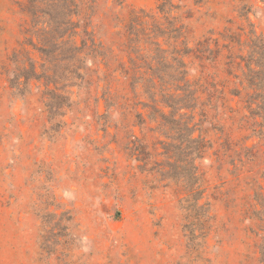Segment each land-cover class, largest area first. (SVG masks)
I'll return each mask as SVG.
<instances>
[{
  "label": "rangeland",
  "instance_id": "1",
  "mask_svg": "<svg viewBox=\"0 0 264 264\" xmlns=\"http://www.w3.org/2000/svg\"><path fill=\"white\" fill-rule=\"evenodd\" d=\"M160 1H80L75 19L107 57L89 62L86 83L66 89L72 106L53 126L42 104L46 87L10 82L17 50L42 63L24 45L27 0H0V264H261L264 138L245 101L244 71L254 53L264 65V0H171L189 47L199 46L185 61L206 112L203 121L196 115L193 138L202 136L206 148L190 164L123 74L132 15L164 23ZM191 170L211 204L205 242L200 232L190 241L184 229L188 194L174 178ZM55 212L56 236L42 232V218Z\"/></svg>",
  "mask_w": 264,
  "mask_h": 264
},
{
  "label": "trees",
  "instance_id": "2",
  "mask_svg": "<svg viewBox=\"0 0 264 264\" xmlns=\"http://www.w3.org/2000/svg\"><path fill=\"white\" fill-rule=\"evenodd\" d=\"M80 1L27 0L24 13L29 22L24 32V45L37 51L42 63L37 64L30 58L25 48L17 50L12 56L10 82L18 89L21 86L29 87L32 81L46 87L42 104L53 126L72 106V93L66 89L86 83L90 72L89 62H105L107 57L104 47L97 42L88 26L75 19L81 14ZM157 10L163 14L164 23L146 14L132 15L127 43L129 65H122L123 74L133 92L138 88L143 90L148 99L142 104L148 112L147 116L154 122L160 121L170 127V131L164 133L174 141L170 146L185 155L190 164L194 153L201 157L206 148L202 136L193 138L206 112L201 99V85L191 79L185 61V57L199 51V46L190 48L184 27L178 26L179 16L175 14L180 10L179 6L171 0H162ZM255 59H258L255 53L251 54L245 64L247 70L244 75L250 90L245 101L252 114L261 119L257 124L261 138H264V65ZM19 91L22 95L27 93L26 88ZM232 95L241 97L242 94L238 91L232 92ZM197 114L201 116L198 123ZM137 117L144 119L140 112H137ZM174 178L186 185L188 194L182 201L187 222L184 229L190 232V241L196 238L195 232H200L205 242L213 227L211 204L205 200L206 187L203 183L202 188H196L199 179L192 170L188 174H177ZM258 187L261 188L256 190V199L262 210L257 211V218L264 213V186ZM46 199L53 197L48 193ZM42 219V232H53L56 236V212ZM261 253L260 262L264 264V250L261 249Z\"/></svg>",
  "mask_w": 264,
  "mask_h": 264
}]
</instances>
